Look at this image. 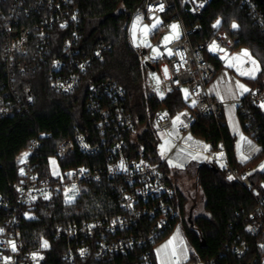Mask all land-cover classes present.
I'll return each instance as SVG.
<instances>
[{
    "label": "built area",
    "instance_id": "2783aa9c",
    "mask_svg": "<svg viewBox=\"0 0 264 264\" xmlns=\"http://www.w3.org/2000/svg\"><path fill=\"white\" fill-rule=\"evenodd\" d=\"M228 1L244 10L264 33V0ZM73 3L74 0H0V62L7 70V84L4 83L5 90L0 93V118L23 115L35 104L32 88L27 84L22 85L19 76L48 66L52 91L67 95L78 89L83 76L95 61L104 59L109 51L106 44L94 49L92 54L79 49L80 17ZM208 8V0H152L144 12L134 15L129 26L130 35L133 25L151 27L159 19L163 20L161 25L150 31L152 46L135 48L146 69V86L150 92H158L150 75L163 60L170 78L162 82L160 87L166 92L188 91L191 108L180 113V140L175 141L169 135L174 126L172 116L165 110L157 111L154 116L157 130L164 132L174 142L171 152L184 146V138L194 135L193 127L200 117L212 116L218 127L224 124L225 103L214 99L207 90V85L216 79L219 67H230V59L239 56L245 59L246 69L255 65L258 73L262 72L256 60L257 63L253 64L252 59L255 58L251 50L242 44L237 23L236 28L232 27L233 24L224 28L223 20L219 18L212 25L207 39L192 42V35L199 30L196 27L191 31L186 28L182 12L199 14ZM32 14L39 17L38 21L30 28L18 30V25ZM173 19L179 21L182 36L166 45L165 41L173 29ZM218 20L219 25L214 27ZM138 37L143 36L139 33ZM213 44L216 45L214 49ZM153 48L156 53L152 52ZM167 51H170V55ZM245 52L247 55H244ZM157 53L161 56L158 57ZM127 98L125 89L116 82L89 85L86 109L94 115L100 141L90 144L84 134L77 132L73 139L60 142L50 158L49 177L39 174L36 163L46 135L40 134L31 139L19 161L15 198L0 196V264H40L39 252L28 251L24 247L19 221L23 209L33 207L42 200L58 197L73 203L81 195L82 186L94 182L109 184L117 200L118 212L80 224L59 225L55 238L67 244L64 259L71 264L90 258L108 262L118 256L135 254L141 264H157V260L152 258L155 257L154 247L177 224L180 211L175 190L166 181L160 166L147 159H129L125 155L124 135L132 127ZM237 104L238 114L245 127L259 140L260 117L264 120V71L260 81L249 87ZM220 149L224 151L223 143ZM77 152L86 156L102 154L104 164L62 169L60 161ZM224 153L222 157L208 155V160L228 180L238 182L247 190H254L252 168L238 170ZM71 195L75 200L68 201ZM254 201L255 207L245 224L246 233L253 238L264 236L262 185L259 192L254 194ZM258 246L261 255L253 256L246 264H264V242H259ZM229 247L238 259H242L250 250V244L239 236L233 239Z\"/></svg>",
    "mask_w": 264,
    "mask_h": 264
},
{
    "label": "trees",
    "instance_id": "16d2710c",
    "mask_svg": "<svg viewBox=\"0 0 264 264\" xmlns=\"http://www.w3.org/2000/svg\"><path fill=\"white\" fill-rule=\"evenodd\" d=\"M151 1L74 0L73 6L78 10L80 17L79 49L83 53L92 54L94 49L106 44L109 51L102 61H95L88 68L78 89L67 95L52 91L48 66L19 76L22 85L27 84L32 88L35 104L23 115L0 118V196L15 198L19 161L32 138L40 134L46 135L43 148L36 159L38 172L42 177L50 176V158L60 142L73 139L77 132L84 134L90 144L99 142L100 133L95 126L94 115L86 109L88 87L92 83L116 82L127 92V109L132 114V127L124 135L125 155L129 159H147L158 164L166 181L174 188L180 211L177 222L183 219L188 242L193 248L191 261L206 264H246L248 259L261 255L258 244L264 242V236L253 238L245 231L247 218L255 207L254 194L259 192L264 179V169L252 172L255 189L247 190L238 182L228 180L214 163L197 166L195 181L204 196L207 216L197 217L193 221L186 218V198L174 181L175 175L168 170L166 162L158 157L160 139L154 116L157 111L165 110L174 118L191 108L189 99L183 97L182 90L169 91L163 98L148 90L146 69L131 44L129 35L132 18L135 14L144 12ZM208 2L209 8L202 13L182 12L186 28L191 31L196 27L199 30L192 35V42L207 39L212 25L219 18H222L224 28L237 23L242 44L251 50L262 68L258 80H246L250 87L255 86L264 71L262 29L253 23L244 10L230 1ZM38 19L36 14H32L18 25L17 29L30 28ZM58 44L60 46V43ZM6 74V67L0 62V93L5 90L4 83L7 84ZM259 124V140L245 125L244 128L262 146L260 156H264V120L261 117ZM193 134L210 144L212 152L221 151L220 144L223 143L231 164L238 170L252 168L256 163L257 158L245 165L237 163L234 155V136L225 122L218 127L212 116L200 117L193 127ZM103 164L102 154L86 156L81 152L60 161L62 169L79 165L96 167ZM117 212V200L107 182L83 185L81 195L73 203H67L60 197L42 200L33 207L23 209L19 215L24 247L28 251L39 252L40 264H71L64 259L66 242L55 238L57 227L70 223L80 224L96 217L113 216ZM237 236L250 244V250L242 259L236 258L229 247ZM45 242L47 247H43ZM152 258L156 261L154 256ZM72 264L141 263L138 257L132 254L118 256L108 262H98L90 258Z\"/></svg>",
    "mask_w": 264,
    "mask_h": 264
},
{
    "label": "rangeland",
    "instance_id": "374dc122",
    "mask_svg": "<svg viewBox=\"0 0 264 264\" xmlns=\"http://www.w3.org/2000/svg\"><path fill=\"white\" fill-rule=\"evenodd\" d=\"M174 20L173 25H178L177 31L171 30L165 44L168 45L179 39L182 36V31L179 21ZM163 22L159 19L150 26L139 27L138 25L131 26L130 29V41L135 48H150L152 46V38L150 37V31L153 28H157ZM142 34V38L138 37V34ZM178 33V34H177ZM153 53H156V49H152ZM170 55V51H167ZM158 57L161 54L157 53ZM255 59H252V62ZM245 59L234 56L230 59V67H220L221 71L218 72L216 80H214L212 88L214 91L221 92L225 99V105L223 110V120L228 126L232 136H234V155L239 164L245 165L252 160L256 159V163L252 165V170H261L264 166V156H260L262 153V146L254 140V138L245 130L242 119L238 114V104L241 96L247 91H244L239 87L243 85L248 89L247 79L258 80V69L255 65L251 69L244 67ZM257 63V62H255ZM164 65V61L161 60L159 68L152 72L150 79L152 83L158 87L157 96L163 98L167 92L160 87L161 83L169 80L170 75L168 68ZM167 69V72H165ZM244 73V74H242ZM235 76V77H234ZM208 86V85H207ZM187 89H183V97L187 100L189 98ZM243 93V94H241ZM239 99H235V98ZM223 102V101H222ZM179 117V119H177ZM180 122V113L173 118L174 126L169 131L170 137L178 141L182 138V134L179 131L178 124ZM193 135L188 136L183 140V147L178 148L174 152L170 153L174 142L170 137H167L164 132L158 131V137L160 144L157 148L158 157L166 162L168 170L171 174L175 175L174 181L178 187H180L183 195L186 198V218L191 217V221L200 216H207L205 211V199L202 191L198 189L195 181V168L202 163L198 160L197 154L192 151H206V144L192 138ZM190 147L192 151H188L186 147ZM219 154V153H217ZM176 173V174H174ZM264 187V184H262ZM68 201L75 200L71 195ZM189 216V217H188ZM183 219L181 218L171 233L158 241L154 247V253L157 260V264H181L184 261H189L193 248L189 244ZM44 245V244H43ZM44 247V246H43ZM198 264L199 262H192Z\"/></svg>",
    "mask_w": 264,
    "mask_h": 264
},
{
    "label": "crops",
    "instance_id": "0c3cea01",
    "mask_svg": "<svg viewBox=\"0 0 264 264\" xmlns=\"http://www.w3.org/2000/svg\"><path fill=\"white\" fill-rule=\"evenodd\" d=\"M221 71V68L219 67L218 68V72H220ZM235 77V76H234ZM217 78V77H216ZM216 80V79H215ZM213 82V81H212ZM209 83L208 84V86H207V90H208V93L210 94V96H212L214 99H216V100H220V101H225V99H224V96H223V94L221 93V92H218V91H214V89L212 88V86H213V83ZM249 84H248V90H249ZM236 100L237 99H239L238 97L237 98H235ZM225 103V102H224ZM171 130V129H170ZM186 138H188V137H186ZM192 138L193 139H195V140H198V141H200V142H202V143H204V144H206V146H207V150L206 151H199V152H197V151H195V150H193L192 151V149L190 148V147H186V149L188 150V151H192L193 153H195V154H197V158H198V160L203 164V163H210V161L208 160V155H215V156H217V157H222V156H224V151H217V152H212L211 151V146H210V144H208L205 140H203L202 138H199V137H196L195 135H193L192 136ZM185 139V138H184ZM183 139V140H184ZM173 148V147H172ZM177 150V149H176ZM172 151V149L170 150V153H172L171 152ZM175 151V150H174ZM173 151V152H174ZM217 153H219V154H217ZM237 163L239 164V162L237 161ZM162 240V239H161ZM160 240V241H161ZM193 261H191V259L189 260V261H184L183 263H181V264H194V263H192Z\"/></svg>",
    "mask_w": 264,
    "mask_h": 264
},
{
    "label": "snow or ice",
    "instance_id": "6c2138e0",
    "mask_svg": "<svg viewBox=\"0 0 264 264\" xmlns=\"http://www.w3.org/2000/svg\"><path fill=\"white\" fill-rule=\"evenodd\" d=\"M219 23H220V21L218 20V21L216 22V25H214V27L217 26V25H219ZM232 27H233V28H236L237 25H236L235 23H233ZM172 28H173L174 31H177L178 28H179V26H178V25H172ZM177 34H178V33H177ZM212 47H213V49H214V48L216 47V45L213 44ZM244 55H247V52H245ZM253 64H255V61H253ZM165 72H167V69H165ZM242 74H244V73H242ZM239 87H240L241 89H243L244 91H248V89L245 88L243 85H239ZM185 91H187V90H185ZM241 94H243V93H241ZM177 119H179V117H177ZM53 163H54V161H53ZM229 179H231V177H229ZM43 246H44V247H47V246H48V245H47V242H45ZM13 250H15V249H13Z\"/></svg>",
    "mask_w": 264,
    "mask_h": 264
},
{
    "label": "water",
    "instance_id": "95a60500",
    "mask_svg": "<svg viewBox=\"0 0 264 264\" xmlns=\"http://www.w3.org/2000/svg\"><path fill=\"white\" fill-rule=\"evenodd\" d=\"M148 66H149L152 70L154 69L153 66H151V65H149V64H148ZM189 221H191V217L189 218Z\"/></svg>",
    "mask_w": 264,
    "mask_h": 264
}]
</instances>
